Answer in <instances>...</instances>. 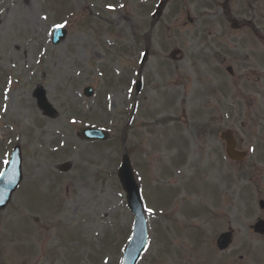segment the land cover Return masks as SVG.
I'll use <instances>...</instances> for the list:
<instances>
[{"label":"rangeland","instance_id":"obj_1","mask_svg":"<svg viewBox=\"0 0 264 264\" xmlns=\"http://www.w3.org/2000/svg\"><path fill=\"white\" fill-rule=\"evenodd\" d=\"M161 1L0 0V176L19 145L24 177L0 211V264H121L133 226L117 179L123 155L147 210L138 264H264V237L252 229L264 220V163L255 172L250 157L259 136L264 159L250 76L264 6L167 0L156 19ZM59 27L66 38L53 46ZM175 51L181 59L170 58ZM37 88L53 116L38 106ZM84 127L109 140L83 142ZM226 131L249 153L241 166L226 157ZM230 230L221 253L216 240Z\"/></svg>","mask_w":264,"mask_h":264},{"label":"water","instance_id":"obj_2","mask_svg":"<svg viewBox=\"0 0 264 264\" xmlns=\"http://www.w3.org/2000/svg\"><path fill=\"white\" fill-rule=\"evenodd\" d=\"M164 8V4H161L157 11V16L161 15V12ZM65 37V32L57 31L53 43L58 44L60 41L63 40ZM147 54H145L144 58L146 59ZM91 90L86 91L87 97H91L92 95ZM38 98L40 99L41 107L48 111L49 113H54L52 108L47 104L46 99L44 97V93L41 90L37 92ZM82 137L85 140H106L107 136L103 132H99L96 130H83L81 132ZM227 144L228 149L227 153L228 156L232 160H238L237 154L234 152V143H232V138L230 134H225L223 137ZM13 161L10 164L9 168L6 170L5 174L3 175L0 181V210H4L11 200L12 194L15 192L17 187L19 186L22 175L20 171V163L21 159L19 153L14 154ZM119 179L123 186V189L127 192L128 195V203L129 209L135 216V224H134V232L133 238L131 243L129 244L126 252L123 264H135L137 259L139 258L141 252L146 246L147 242V234H146V227H145V219L143 214V207L141 203L140 194L138 188L134 182L131 168L129 166V160L127 157H124L122 167L119 170ZM264 207V204H261ZM255 228V231L260 234H264V223L260 222ZM232 235L231 234H224L218 240V248L223 251L229 247L231 244Z\"/></svg>","mask_w":264,"mask_h":264},{"label":"flooded vegetation","instance_id":"obj_3","mask_svg":"<svg viewBox=\"0 0 264 264\" xmlns=\"http://www.w3.org/2000/svg\"><path fill=\"white\" fill-rule=\"evenodd\" d=\"M254 6L259 5V6H264V2L258 3L257 0L254 2ZM258 6V7H259ZM261 9V8H260ZM258 15L255 13L254 20L257 21ZM262 23L264 24V16H262ZM240 29V28H239ZM253 35H252V51H251V62L253 64L252 70H251V85L253 89V99H252V107L255 108V113L253 115V123L255 127V134H259V132L264 133V127L261 126V123H264V25H253ZM177 60V59H175ZM227 73L229 76L234 77L232 69L228 68ZM234 107V106H233ZM263 130V131H262ZM206 133L202 134V137L205 136ZM201 137V138H202ZM257 139H254V143L252 144V147L250 149V157L252 160V170L255 172L258 170V166L260 163H264V159L262 162V156L259 157L256 155V150H260V141L257 142L259 136L256 137ZM236 139V137H235ZM262 142H264L263 139H261ZM237 148L236 150L241 151L240 148V143L236 140ZM222 145H224L225 149V144L222 142ZM181 154V153H180ZM184 154V153H182ZM248 158V157H247ZM258 158V159H257ZM264 158V156H263ZM246 161V160H245ZM241 163H234L235 166H241L244 164V162ZM187 162L186 157L183 159V163L185 164ZM264 167V166H263ZM261 170V169H260ZM240 173V169L237 170ZM257 173H251V177L246 180L250 182L251 184L255 179L257 178ZM264 212V211H263Z\"/></svg>","mask_w":264,"mask_h":264}]
</instances>
